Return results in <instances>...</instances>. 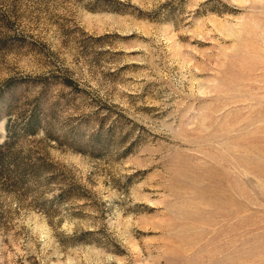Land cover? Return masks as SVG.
Here are the masks:
<instances>
[{
  "label": "rangeland",
  "instance_id": "obj_1",
  "mask_svg": "<svg viewBox=\"0 0 264 264\" xmlns=\"http://www.w3.org/2000/svg\"><path fill=\"white\" fill-rule=\"evenodd\" d=\"M0 264H264V0H0Z\"/></svg>",
  "mask_w": 264,
  "mask_h": 264
},
{
  "label": "bare ground",
  "instance_id": "obj_2",
  "mask_svg": "<svg viewBox=\"0 0 264 264\" xmlns=\"http://www.w3.org/2000/svg\"><path fill=\"white\" fill-rule=\"evenodd\" d=\"M252 136V135H251ZM262 138V137H261ZM245 139V138H244ZM252 139V138H251ZM260 140H263V139H260ZM253 142V141H252ZM257 142V141H256ZM254 145H256V144H254ZM254 145H252V146H254ZM258 146V145H257ZM256 148V147H255Z\"/></svg>",
  "mask_w": 264,
  "mask_h": 264
}]
</instances>
